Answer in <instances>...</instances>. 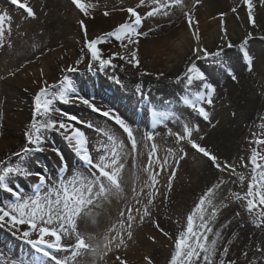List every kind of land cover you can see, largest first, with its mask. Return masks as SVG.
Segmentation results:
<instances>
[{
    "label": "bare ground",
    "instance_id": "obj_1",
    "mask_svg": "<svg viewBox=\"0 0 264 264\" xmlns=\"http://www.w3.org/2000/svg\"><path fill=\"white\" fill-rule=\"evenodd\" d=\"M27 2L36 12L35 19L27 18L23 10L12 5L10 0H0V14L7 12L12 17L10 36L12 47L0 48V103L4 101L2 108L4 113L2 112L0 116V120H2L0 126V160L17 163L19 158L13 160L12 153L14 151H11V147L19 145V141L16 143L19 137V129L29 120L30 116L28 115L27 118L26 114L27 103L29 100L34 101V95L40 87L44 86V80L47 81L48 85L59 86L62 76H70L69 73L62 74L60 68L74 65V62L81 55L83 33L78 20L85 19L89 38H95L112 31L124 22L127 19V14L118 9L135 6L138 0H86L89 4H98V7L92 10L95 19L83 17L71 4V0H27ZM193 2L194 0H185L188 8H192ZM253 2L257 4L255 10L257 27L255 28L248 21L243 0H201V3L194 9L195 18L199 21L201 46L209 52L217 51L220 46H223L222 64L214 63L211 58L196 60L197 66L206 74L208 82L216 90L213 95L212 107L209 108L205 105L211 113L212 123L219 121L214 128L183 103L185 95L202 90V82L194 81L190 89L186 88L183 80L177 82V77L182 76L186 71L189 63L188 58L191 56V47L195 44L180 10H174L169 18H149L144 21L141 31L148 32L149 35L140 38L141 65L139 68H133L117 58L113 60V63L118 65L116 70L101 71L102 75H106L102 76L103 78L96 76L97 74L94 77L89 74L81 77L72 76L74 79L72 83L80 94L95 97L98 106L114 109L133 128L137 140L140 141L139 152L132 154L127 134L118 125H115L114 121L99 117L78 103L61 105L57 102L58 106L60 104V106L66 107V110L72 114L86 120H92L102 127L110 129L120 140L124 141L130 153L125 161L123 173L126 180L125 190L129 197L131 196L130 189L133 180H136V177L139 178L136 180L139 187L147 178L142 169L147 164L149 148L143 145L147 143L150 147L151 142L143 141L144 133L146 131L157 133L155 143L161 158L166 156L168 149L177 147L175 137L170 136L168 131L161 130L162 134L157 131L155 125L161 124L154 123L153 111L169 114V119L164 123L170 126L174 124V127L180 125L176 129L172 127V132H182L183 122L199 124L201 129L199 135L205 136V140L201 143L208 146L221 159L228 161L234 159L239 141H241V145L244 143L245 140L242 138H245L248 126H254V122L264 112V70H262V67L264 69V50H262L264 45L263 48L260 47L263 43L262 40H264V6H260L258 0H253ZM233 8H236L237 11L232 12ZM105 10L111 11L109 17L103 16L102 13ZM139 11L143 13L146 9L141 8ZM221 13L226 15L221 17ZM221 20L224 21V27L227 29V40L221 39L223 35ZM5 27L7 28V24ZM149 29L154 30L150 31ZM249 32L252 33V38L248 39L245 48L253 58L252 71L248 70L240 48L244 40L247 39ZM229 41L233 44L232 48L227 47ZM99 47L103 49L105 58L117 52L127 55L126 51L121 49L119 42L114 39ZM28 61H32V63H28ZM87 63L88 58L85 59L84 63L78 65L77 69L86 68ZM21 65L24 67L21 68ZM93 67L99 70L98 65ZM18 68L21 70L14 77L9 75L10 72H14ZM41 69H43V77H41ZM232 74L236 76V80L232 79ZM112 76H116L120 83L117 84L113 79L109 81L108 79H111ZM95 81H97V86ZM133 82L138 83L133 86L136 87V90L140 89L137 92L141 95H136L138 93L135 94L134 91L130 92ZM225 96L232 103L231 107L224 109L227 112L226 116L222 107H220L221 111L215 108ZM9 100H13L14 104L11 105ZM131 106H134V110L137 111H132L135 116L136 113L142 114V116L140 115L139 118L132 116ZM220 108L218 107V109ZM144 111H148L149 115H146ZM233 112L236 113L235 116L232 115ZM2 125H4L3 128ZM86 131L90 139V150L93 151L95 157L99 155L94 150L95 146L98 142H105L106 138L90 129ZM48 135L55 136L57 134L48 133ZM60 145V149L64 150V155L72 159L71 162H77L76 156L68 149L70 145L64 140ZM45 147L47 148L48 145ZM185 147L189 155L185 161L181 162L173 182V189L168 196H170L171 201L172 195L176 191L179 194L175 201L179 199L181 203L188 202L191 204V200L189 201L186 197L199 189V193L202 195L208 187L217 182V178H215L216 174L211 167L210 170L207 165L203 167L198 165L201 161L207 162L205 158L195 154L189 146L185 145ZM51 153H49L51 159H46L44 163L47 166L45 171L55 178L58 173L59 158L55 153ZM7 157L13 159H6ZM39 162L41 161L34 157L27 160L28 167L32 170L39 168ZM69 168L70 175L71 169L75 168V165L69 163ZM166 179V173L161 175L160 184L157 185L161 193L165 190L163 186H166ZM233 180V178H229L217 195L223 191L224 193L237 192L236 185L232 183ZM34 181L35 177H17L12 182L23 185L25 191L31 192ZM7 196L8 194L2 192L0 199L6 200ZM162 200L163 196H158L152 209L154 211L153 216L158 222L162 219V209L165 210L168 206H172L171 203L169 205L163 204ZM124 207V201L113 199L111 203H106L102 208L94 210L98 215L80 220L78 222L79 228L81 231L95 235L97 239H100V234L118 221L119 212ZM93 219L95 223L92 222ZM166 224L162 222L163 226ZM153 226H155L153 222H144L137 226L134 229L133 239L127 241V248L121 249L118 253H109L103 259L85 254L78 257L75 264H119L115 258L116 255L122 256L129 263L139 260L141 252L153 254L157 252V249L149 245L151 240L149 237H154L156 241L160 238L159 231L157 232L155 227L153 229ZM146 246L148 248H145ZM0 254L6 261L19 260L1 245ZM16 256L19 257V255ZM30 258L28 256L23 257V259Z\"/></svg>",
    "mask_w": 264,
    "mask_h": 264
},
{
    "label": "snow or ice",
    "instance_id": "obj_2",
    "mask_svg": "<svg viewBox=\"0 0 264 264\" xmlns=\"http://www.w3.org/2000/svg\"><path fill=\"white\" fill-rule=\"evenodd\" d=\"M10 2L22 9L27 18H36L34 8L27 0H10ZM200 3L201 0H194L192 8H188L185 0H138L135 6L118 9L127 14L124 22L112 31L91 39L85 19H79L78 24L83 33L81 55L74 65L61 67L60 71L62 74L75 72L77 66L84 63L86 58H88L87 68L90 71L93 70L94 65H98L100 71L106 69L115 71L118 65L113 63V60L117 58L133 68H139L141 65L140 38L149 35L148 32L141 31L144 21L149 18H169L174 10H180L195 44L191 47L186 71L182 76L177 77V82L183 80L188 89L192 87L194 81L202 82V90L185 95L183 103L214 128L219 121L212 123L211 113L205 105L212 107L216 90L208 82L206 74L197 66L196 60L211 58L214 63L222 64L223 46L214 52H209L201 46L199 21L194 14V9ZM258 3L264 6V0H258ZM71 4L83 17L95 19L92 10L97 8L98 4H89L86 0H71ZM243 6L246 8L249 23L253 28L257 27L255 18L257 4L253 0H243ZM141 8L146 11L142 13L139 11ZM236 11V8L232 9V12ZM102 14L104 17H109L111 11L105 10ZM224 15L226 14L221 13V17ZM11 21L12 17L7 12L0 14V48L12 47ZM153 30L150 29V31ZM221 31L223 33L221 39L227 40L228 33L223 20H221ZM251 38L252 33L249 32L247 39L240 46L249 71L253 68V58L245 45ZM112 39L119 42L121 49L125 50L127 55L117 52L105 58L103 49L99 46L111 42ZM227 47L232 48L233 44L229 41ZM23 67L24 65H21V68ZM20 70L18 68L9 75L14 77ZM121 70H123L122 67ZM43 75V69H41V77ZM110 78L117 84L120 83L116 76ZM232 79L236 80L234 74ZM43 85L34 95L32 119L24 133L26 143L12 153V156L19 158V162L0 160V190L6 192L9 197L6 201L0 202V227H6L14 236L18 234L17 238L30 245L36 255L30 259L6 261L0 254V264H75L77 258L85 254L103 259L109 253H118L121 249H126L127 241L133 239L134 229L142 225L147 218L152 217L156 198L162 195V203L168 200L179 166L189 155L185 145L189 146L195 154L205 158L210 167L218 173H228L229 176L238 175L241 186L247 180L246 191L243 194L232 193V196L246 203L247 211L256 216L257 226L264 224V150H261V146H264V131L259 135L252 133L254 139L250 141V144L255 147L252 148L247 162H244V157L239 158L240 167L249 168L250 166L249 177L238 174L235 163L221 159L208 146L201 143L205 140V136L199 135L201 132L199 124L183 122L182 132L169 130L168 134L175 137L177 147L168 149L164 158L158 155V147L155 143L157 133L146 131L143 141L151 143L150 147L147 143L143 145L149 148V151L147 164L142 171L146 173L147 178L139 187L136 183L139 178L136 177V180H133L129 197L125 190L126 180L123 173L125 161L130 153L124 141L99 123L83 119L56 105L57 102L78 103L89 109L91 113L114 121L115 125L127 134L131 153L137 154L140 141L137 140L133 128L114 109L98 106L95 97L80 94L66 75L62 76L59 86L48 85L46 80L43 81ZM53 87H57L58 91L53 92ZM137 91L139 92L140 89L138 88ZM232 115L235 116L236 113L233 112ZM152 117L154 123L162 124L169 119V114L153 111ZM177 119L179 120V117ZM260 119L264 121V116ZM259 127L264 130V123H261ZM89 129L106 138L105 142H98L95 146L94 150L99 154L95 157L90 150V139L86 131ZM48 133H55L62 137L72 147L75 156L86 171L75 167L71 169L69 175V161L55 146L54 140L49 145ZM46 145H48L47 148ZM46 150L55 153L59 158L58 173L55 178L44 169L32 170L27 164L31 153H43ZM165 173L166 186H163L165 190L161 193L157 185L160 184L161 175ZM17 177H35L32 191L27 192L23 185L12 182ZM227 182L222 175L217 177V182L208 187L199 197L195 207L186 217V227L174 240V251L171 253L168 264H216L217 243L221 234L218 231L215 232L216 238L211 241H209V234L213 233L211 224L220 207L216 203L217 193ZM113 199L124 201L125 207L119 212L118 221L100 234V239L80 230L78 223L80 220L98 215L94 210L102 208L106 203H111ZM223 206L227 207L226 204ZM92 222L95 223V220L93 219ZM155 227L164 235H168L160 228L159 223H155ZM149 239L155 242L154 237ZM256 250L264 252V248ZM228 252L229 248L223 247L218 264H235V261H226ZM244 255L247 256V253ZM115 258L119 264H128V261L120 255H116ZM145 260L147 264H153L151 258L145 257Z\"/></svg>",
    "mask_w": 264,
    "mask_h": 264
},
{
    "label": "rangeland",
    "instance_id": "obj_3",
    "mask_svg": "<svg viewBox=\"0 0 264 264\" xmlns=\"http://www.w3.org/2000/svg\"><path fill=\"white\" fill-rule=\"evenodd\" d=\"M69 13L71 15L70 11ZM262 42H263L261 43L262 45H260L261 48H263L264 40H262ZM262 50H264V48ZM262 70H264L263 67H262ZM100 72H101L100 70H97L94 67H93V70L91 71L86 67V68L77 69V71L69 73L70 74L69 78L71 79V81H73L74 76L81 77L82 75H86V74H89L92 77H94L95 74H97L96 76H100V77L106 76L104 74L102 75V72L101 73ZM108 80L111 81L112 79H108ZM95 82L97 86V81ZM136 84L138 83L133 82L131 86L133 85L135 86ZM134 86L130 88V92L134 91L133 93L136 94L138 92L136 90V87L134 88ZM52 91L56 92L57 87H53ZM136 95H141V94L138 93ZM9 103L13 105L14 101L9 100ZM61 105H63V103H61ZM231 105L232 103L229 102L228 98L225 96L223 98V101L220 104H217L215 108L218 111L219 110L221 111L220 107H222V109L224 110L227 107H231ZM3 106H4V101L0 103V116L2 112L4 113V111L2 110ZM57 107L62 108L63 110L67 111L66 107L64 106L62 107L60 106V104L59 106L57 104ZM218 107L220 109H218ZM131 109H132L131 115L135 116L134 112H132V111L137 112L136 110H134V106H131ZM144 112L146 115H149L148 111L147 112L144 111ZM26 114H27V118H28V115L30 116L29 120L27 124H25L24 126H21V128L19 129V132H18L19 137L16 140V143L18 141L20 143L19 145H15L14 147H11L12 152L18 151L21 148V146L26 143L24 133L26 131V127L30 124V121L33 115V102H31L30 100L27 103ZM145 114H144V117H145ZM224 114L226 116L227 112L225 111ZM140 115L142 116V114L136 113L135 117L139 118ZM262 116H264V112L261 115H259L258 120L254 122V126H248V129H246L247 133L245 134V138L244 139L242 138V140H245L244 143H242L241 145V141H239V145H238L239 147L237 148L238 150H237V153L235 154L234 159L229 160V162H233L237 165V173L243 174L246 177L250 176V166L249 168L240 167L239 165L241 164V161L239 158L244 157L245 158L244 162H247V159L250 156L252 148L255 147V145L250 144V141L254 139V137L252 136V133L255 132L257 133V135H259L262 131H264L259 127L261 123H264V121H261L260 119V117ZM1 124H2V120H0V126ZM155 126H157V129H158L157 131L158 132L160 131L162 134L161 130H166L169 132V130H172V127H174V124L170 126L166 123H162L161 125H155ZM179 126L180 125H175L174 129H176ZM3 127L4 125H2V128ZM53 140L55 141V146L60 149V146H61L60 143L63 141V139L58 135H55V136L48 135L49 145L52 143ZM68 149L71 153L74 154L71 146H69ZM60 150L64 153V150L62 149ZM261 150H264V146H261ZM49 153L51 152L47 150L43 153L33 152L30 154L29 158L34 157L36 158V160H40L41 162H39L40 163L39 168H42L45 170L47 169L46 168L47 166L44 164L46 159H49V160L51 159ZM51 154H54V153L52 152ZM8 158L9 157H7L6 159ZM65 158L69 161V163H71V165L73 164L75 165V167H79L81 171H86L84 169V166L80 162L78 163V159H77V162H71L70 160L72 159H69L67 156H65ZM12 159L13 158H11V160ZM15 159H17V157H14L13 160ZM198 165L201 167L207 165L208 169L211 170L210 165L207 162L203 163V161H201L200 164ZM213 171L216 174L215 178L220 177L221 175L223 176L225 180H228L229 178L230 179L233 178L234 180L232 181V183L236 185L238 193L243 194L246 191V186L248 182L247 180L244 182V185L241 186L240 181L238 179V175L229 176L228 173L220 174L215 169H213ZM2 192L4 193V191L0 190V194ZM199 192H200V189L196 190L194 194H190L189 195L190 198L186 197L187 199H189V201L191 200L190 201L191 204L188 202L181 203V200L179 199L175 201V198L179 194L176 191L172 195L173 197L171 201H170V196H168V200L164 202L163 204L169 205L171 203L172 206L171 207L168 206L165 210L164 208L162 209L161 221L158 222L157 220H155L156 218L153 215L152 217L147 218L145 220L146 223H150V222H153L154 224L160 223L159 224L160 228H162L164 232H166L168 235L167 236L164 235L159 229L153 226L152 227L153 229L155 227V230H157V232L159 231L158 233H159L160 238L158 241L155 240V242H153V240H150L149 245L153 246V248L155 247V249H157V252H154L153 254H151L150 252L146 254L141 252V257L139 258V260H137L136 262L130 261L128 264H147L145 257L151 258L153 261V264H168L170 257H171V253L174 251V240L178 236L179 232L182 231L186 227V217L188 214L191 213V211L195 207V204L198 202L199 197L201 196ZM232 193H236V192L233 191V192L224 193L223 191L221 194L217 195L216 203L220 205V207H219L217 216L215 217V219L212 221V224H211V226L213 227V233L209 234V241L216 238L214 235L215 232L218 231L221 234L218 240V243H217L218 250H217V255L215 258L216 264H218L220 254L223 250V247L225 246L229 248L228 255L225 258L226 261H235V264H264V252H260L256 250L257 248H264V224L257 226V219H256L255 214L249 213L246 208V203L235 199V197L232 196ZM7 199H9L8 196H7ZM6 200L0 199V202H4ZM224 204H226L227 207H224L223 206ZM152 212L154 213L153 210ZM162 222L167 223L166 226H163ZM17 236H14L6 227H0V245L6 248L9 252H11L14 257L20 260V259H23V257L25 256H28V257L35 256L36 253L34 252V250L31 249L30 245L26 244L23 240L18 239ZM145 248H148V247L146 246ZM244 253H247V256H245ZM16 255H19V257H17ZM62 255H65V254H62Z\"/></svg>",
    "mask_w": 264,
    "mask_h": 264
}]
</instances>
